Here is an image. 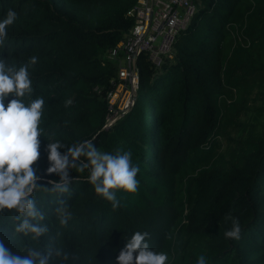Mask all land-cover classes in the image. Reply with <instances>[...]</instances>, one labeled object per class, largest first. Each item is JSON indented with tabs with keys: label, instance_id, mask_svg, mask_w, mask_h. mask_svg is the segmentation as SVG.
Returning <instances> with one entry per match:
<instances>
[{
	"label": "trees",
	"instance_id": "1",
	"mask_svg": "<svg viewBox=\"0 0 264 264\" xmlns=\"http://www.w3.org/2000/svg\"><path fill=\"white\" fill-rule=\"evenodd\" d=\"M135 1L0 0V20L17 13L0 58L19 67L37 57L28 71L32 98L45 101L38 183L60 179L46 171L48 142L64 143V154L91 139L102 151H131L139 167L138 191L115 190L117 208L95 193L88 170L70 169L69 193L35 194L48 233L38 241L15 233L5 210L0 239L13 252L61 248L70 254L64 264H117L125 239L140 231L167 264H197L200 255L207 264H264V102L252 105L264 100V0H195L174 60L155 69L140 56L135 102L104 130L115 75L106 56L132 27L126 13ZM59 200L72 213L67 226L53 211ZM229 214L239 239L224 236Z\"/></svg>",
	"mask_w": 264,
	"mask_h": 264
},
{
	"label": "clouds",
	"instance_id": "2",
	"mask_svg": "<svg viewBox=\"0 0 264 264\" xmlns=\"http://www.w3.org/2000/svg\"><path fill=\"white\" fill-rule=\"evenodd\" d=\"M16 19L17 13L9 9L5 18L0 20V46L7 38V27ZM36 63V56L19 67L0 58V213L5 210L13 213L10 219L14 223V232L30 237L32 241H38L49 231L48 226L41 223L45 213L37 207L35 194L69 193L73 180L70 169L79 173L88 170L87 180L95 193L112 202L113 208L119 207L115 190L135 193L139 187L136 179L139 167L133 165L131 151H102L94 146L91 139L71 144L64 154L59 151L66 146L64 143L48 142L46 151L50 166L46 171L58 174L60 179L58 182L49 180L51 188L38 183L41 177L34 165L40 157L39 137L43 136L40 124L45 101L42 97L32 98L34 89L28 68ZM9 96L14 98L6 105ZM71 104V99L65 101V107ZM53 211L59 224L67 226L72 216L67 202L59 200ZM225 219L232 220V228L224 233L225 238L239 239V221L230 214ZM148 235L147 232L136 231L126 238L117 264H167V253L151 249L146 242ZM53 257L60 258L64 264L70 259V254L61 248H49L44 252L27 245H23L20 252H13L5 246L4 239H0V264H52ZM72 259L75 261L79 257L73 256ZM197 264H207L206 257L200 255Z\"/></svg>",
	"mask_w": 264,
	"mask_h": 264
},
{
	"label": "built area",
	"instance_id": "3",
	"mask_svg": "<svg viewBox=\"0 0 264 264\" xmlns=\"http://www.w3.org/2000/svg\"><path fill=\"white\" fill-rule=\"evenodd\" d=\"M196 10L195 0H136L127 11L133 25L106 56L115 62V75L102 129L112 127L133 106L140 81L138 58L144 57L155 69L174 60L177 38Z\"/></svg>",
	"mask_w": 264,
	"mask_h": 264
},
{
	"label": "rangeland",
	"instance_id": "4",
	"mask_svg": "<svg viewBox=\"0 0 264 264\" xmlns=\"http://www.w3.org/2000/svg\"><path fill=\"white\" fill-rule=\"evenodd\" d=\"M257 101L255 102V103H253L252 105H254V106H259V105H262V102H264V100H262V98L261 97H259L258 99H256ZM261 125L263 126V127H261L262 128V130H264V116L262 115L261 116Z\"/></svg>",
	"mask_w": 264,
	"mask_h": 264
}]
</instances>
